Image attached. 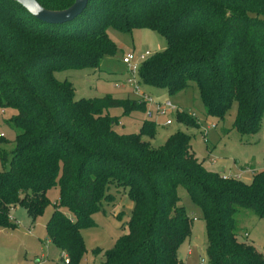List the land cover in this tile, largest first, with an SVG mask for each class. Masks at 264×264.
I'll return each instance as SVG.
<instances>
[{
  "label": "trees",
  "instance_id": "trees-1",
  "mask_svg": "<svg viewBox=\"0 0 264 264\" xmlns=\"http://www.w3.org/2000/svg\"><path fill=\"white\" fill-rule=\"evenodd\" d=\"M34 1L57 13L74 0ZM108 28L144 29L164 39V49L138 68L141 85L170 97L193 86L205 118L214 122L234 108L230 131L241 144L259 130L264 0H87L76 18L56 25L0 0V110L10 112L3 122L15 130L6 167L0 156V230L16 228L9 221L16 208L33 224L56 186L45 237L60 261L79 264L85 255L80 231L94 226L92 215L125 196L132 205L126 233L110 249L91 254H101L100 264H182L176 251L192 225L179 204L182 188L203 222L206 264H264L252 245L238 240L236 223L243 210L264 221V170L248 183L222 179L197 161L185 133L176 131L152 147L155 123L144 117L137 133H119L118 117L109 111L136 119L144 116V104L109 95L75 100L72 84L54 78L66 70H96L103 58L113 57ZM174 122L196 125L183 112Z\"/></svg>",
  "mask_w": 264,
  "mask_h": 264
},
{
  "label": "rangeland",
  "instance_id": "rangeland-1",
  "mask_svg": "<svg viewBox=\"0 0 264 264\" xmlns=\"http://www.w3.org/2000/svg\"><path fill=\"white\" fill-rule=\"evenodd\" d=\"M106 35L114 44L116 53L113 57L103 58L98 69H76L54 73V78L57 81L66 80L72 84L75 100L100 98L105 95L115 99H133L132 93L127 87H115L116 83L123 82L125 78L124 66L120 61L121 55L143 51L153 54L162 51L165 47V41L161 36L144 29L121 33L108 28ZM190 86L192 85L190 84ZM140 89L142 92L148 93L154 100L157 98L161 101H169L183 113L194 114L203 129L206 128V121L215 125L214 130L207 131L205 141H203L198 125L193 128L184 127L174 120L167 127H158L157 124L154 137L149 140L152 147L160 146L168 135L179 131L187 135L194 157L209 172H219L228 178L248 183L251 180L250 169L256 172L264 170V120L259 130L254 135L246 136L244 138L246 142L241 144L238 135L234 131H230L234 108L221 123L214 122L209 118L204 119L202 115L204 111L193 86L172 97H169L164 90L143 85L140 86ZM109 113L118 117L120 126L117 125L116 130L119 133L134 134L138 132L140 120H142L140 115L136 116V119H131L121 116L120 110H111ZM9 117V111H5L0 116V132L3 135L0 140V156H5L4 167L7 166L9 153L13 149L11 142L15 133L14 129L3 122ZM168 118H173V115L170 114ZM160 120L163 122L164 118H160ZM223 130H229V132L222 133ZM208 158L213 162H209ZM57 195L56 186L46 193L49 205L33 224L25 217V212L22 209L18 208L10 212L9 221L15 224L16 228L8 231L0 230V264H63L62 260H59V253L55 247L46 243L44 230L45 222L57 201ZM177 195L179 204L184 208L187 216L190 219H195L191 222L189 239L180 246V253L185 256L184 264H198V258L203 260V264H206L203 222L182 188L177 189ZM119 198H116L115 208ZM114 209L105 207L104 213L98 212L92 215L94 226L80 231L85 255L79 264H100L101 254L93 256L91 251L95 248L103 251L110 249L114 242L126 233L124 223L129 211L126 207L121 206L116 215ZM10 216L14 218L15 222L11 220ZM236 223L239 233L247 235L246 238L242 235L238 236V240L251 243L264 258V221L257 220L250 210H243L238 213ZM187 251H189L188 254Z\"/></svg>",
  "mask_w": 264,
  "mask_h": 264
},
{
  "label": "built area",
  "instance_id": "built-area-1",
  "mask_svg": "<svg viewBox=\"0 0 264 264\" xmlns=\"http://www.w3.org/2000/svg\"><path fill=\"white\" fill-rule=\"evenodd\" d=\"M151 54L147 51L143 52H128L121 55L120 61L124 66L125 78L123 82L116 83L115 87L124 88L127 87L132 95L134 100L137 103H142L145 106L144 110V119L152 120L155 125L159 118H164L162 125L164 127L170 126L174 120V115L182 112L179 108L172 105L169 101H159L152 99L148 94L141 91V83L138 78V68L140 65L148 58ZM2 110H0V114ZM190 118H192L196 125L199 126V134L203 141H205V135L207 131L214 130L215 125L210 122L206 123V128H201L199 119L190 112H185ZM173 115V118H168L169 115ZM3 138L2 133L0 132V139ZM213 162V161H212ZM222 179L228 178L227 176H221ZM194 221V220H193ZM245 236V235H244ZM63 264H67V259L62 260ZM203 260L199 259V264H203Z\"/></svg>",
  "mask_w": 264,
  "mask_h": 264
},
{
  "label": "water",
  "instance_id": "water-1",
  "mask_svg": "<svg viewBox=\"0 0 264 264\" xmlns=\"http://www.w3.org/2000/svg\"><path fill=\"white\" fill-rule=\"evenodd\" d=\"M21 6L31 17L45 24H63L72 21L84 9L87 0H74L72 5L62 12H48L41 9L34 0H12Z\"/></svg>",
  "mask_w": 264,
  "mask_h": 264
},
{
  "label": "crops",
  "instance_id": "crops-1",
  "mask_svg": "<svg viewBox=\"0 0 264 264\" xmlns=\"http://www.w3.org/2000/svg\"><path fill=\"white\" fill-rule=\"evenodd\" d=\"M125 72V71H124ZM124 76V75H123ZM146 94H148V93H146ZM149 95V94H148ZM133 96V95H132ZM170 97V96H169ZM133 99H134V96H133ZM155 100H159V101H161L160 99H155ZM4 114V112L2 111V113L0 114V116L1 115H3ZM203 116H204V114H202ZM142 119H143V116H142ZM204 119H207V118H205V116H204ZM207 122V121H206ZM210 122V121H209ZM162 123L163 122H161V120H160V118L158 119V121H157V124H158V127H164L163 125H162ZM156 124V125H157ZM155 125V126H156ZM208 160H209V162H212V160L211 159H209L208 158ZM203 166V165H202ZM204 168V167H203ZM205 169V168H204ZM251 170V175L253 174V173H255L256 171H253V169H250ZM217 174H219L220 176H222L223 174L222 173H219V172H217ZM223 176H225V175H223ZM121 206H124V207H126L127 209H128V211H130L131 210V208H132V205H131V203L129 202V200L127 199V197H125V196H121L119 199H118V205L116 206V208L114 209L115 210V214L117 215L118 214V210L121 208ZM18 208H16V209H14V210H17ZM14 210H12V211H14ZM11 217V216H10ZM27 219H28V217L27 216H25ZM257 219V218H256ZM11 220H13V222H15V220H14V218H12L11 217ZM193 220L195 221V219L194 218H192V222H193ZM28 221H29V219H28ZM8 230H11V229H5V230H3V231H8ZM242 236H244L245 238H246V234L244 233V234H241ZM190 236V235H189ZM45 239H46V237H45ZM187 239H189V237L187 238ZM186 239V240H187ZM186 240H184V241H186ZM183 241V242H184ZM183 242L181 243V244H183ZM46 243L49 245L50 243H49V241L46 239ZM181 244H180V246H181ZM250 245H252L251 243H249ZM180 246L178 247V249H177V251H176V256H177V258H178V260L182 263V264H184V260H185V256H183L181 253H180ZM204 246V245H203ZM253 246V245H252ZM254 247V246H253ZM255 248V247H254ZM256 249V248H255ZM257 250V249H256ZM189 253V251H187V254ZM198 264H199V258H198Z\"/></svg>",
  "mask_w": 264,
  "mask_h": 264
}]
</instances>
